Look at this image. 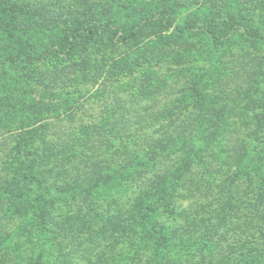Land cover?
Listing matches in <instances>:
<instances>
[{
	"label": "trees",
	"instance_id": "16d2710c",
	"mask_svg": "<svg viewBox=\"0 0 264 264\" xmlns=\"http://www.w3.org/2000/svg\"><path fill=\"white\" fill-rule=\"evenodd\" d=\"M193 2L159 0L156 24L160 30L185 33L191 29L193 23L188 20L175 24L171 12ZM0 4L2 11H8L0 18V31L9 32L8 37L33 28L26 24L27 16L32 17L31 24L38 19L45 26L58 25L55 15L45 11L28 14L11 0ZM226 16L221 21L211 18L202 28L217 42L231 34L237 19L242 20V15ZM104 26L112 36L119 33L117 40L122 43L141 31L140 25L111 29L105 22ZM63 30L64 39L47 45L43 56L72 55L80 40L104 31L90 25H64ZM166 42L175 41L166 38ZM238 63L206 83L217 88L232 81L231 104L212 96L199 111L156 114V137H147L140 152L130 149L121 160L113 158L115 143L122 141L118 130L110 136L91 128L84 136L72 135L68 143L48 141L39 126L34 132L45 146L40 159L21 155L35 135L33 130L17 139L15 162L0 175V207H5L0 216V264H8L10 246L18 264L29 263L30 250L17 241L20 236H33L34 229L77 246L79 257L68 261L74 264H264V70L259 65L251 71ZM239 101L241 109L234 112L232 105ZM96 136L108 142L107 153L87 142ZM113 179L116 185L131 186L134 197L105 199L103 214L85 211L100 183ZM34 191L50 203L49 209H30L34 200L29 196ZM79 195H83L78 201L83 206L76 210L70 200ZM61 199L69 207L65 211L55 204ZM13 215L22 227L4 231ZM74 219L75 227L70 221Z\"/></svg>",
	"mask_w": 264,
	"mask_h": 264
},
{
	"label": "rangeland",
	"instance_id": "374dc122",
	"mask_svg": "<svg viewBox=\"0 0 264 264\" xmlns=\"http://www.w3.org/2000/svg\"><path fill=\"white\" fill-rule=\"evenodd\" d=\"M195 1L171 12L175 24L186 20L193 23L187 32L179 33L173 28L160 30L156 24L159 0H11L28 14L38 10L55 15L58 25L45 26L38 19L31 24L32 17L26 15L30 19L24 18L25 22L32 29L18 32L16 37L0 31V175L15 162L17 139L31 130L35 134L39 126L43 127L48 141L68 143L72 135L84 136L91 128L110 136L115 130L121 131L122 141L115 143L117 151L113 156L117 161L130 149L140 152L147 137H156V114L199 111L212 96L219 103L231 104L230 99L235 95L232 81L217 88L206 83L233 62L240 61L251 71L259 69V65L264 70V0ZM0 12V18L8 13L1 9ZM233 13L237 14L236 18L242 15V20L237 19L231 34L221 41L210 38L202 29L207 27L209 19L221 21ZM105 22L111 29L140 25L141 31L136 38L122 43L117 40L119 33L112 36L104 28ZM64 25L97 26L104 31L80 40L79 49L72 55L43 56L47 45L64 39ZM254 33L257 36L253 37ZM166 38L175 42L168 43ZM216 107L220 108V104ZM232 107L238 112L241 102ZM88 140L107 153L104 147L108 142L103 137ZM43 147L36 134L32 135L21 155L40 159ZM100 184L102 187H97L95 196L89 197L92 203L85 211L103 214L105 199L116 197L126 201L135 195L131 186L116 185L115 179ZM82 196L71 198L70 207L78 210L80 204L83 206L82 202L78 203ZM29 198L34 200L30 209H49L50 203L37 191L30 193ZM63 200L55 201L61 211L69 208ZM3 208L0 207V216ZM70 221L75 227L77 219ZM16 226L22 227L13 215L3 230L10 231ZM38 233L34 229L33 236H20L17 241L30 250L28 264H74L68 261L79 257L77 246ZM14 255L10 246L8 264H18Z\"/></svg>",
	"mask_w": 264,
	"mask_h": 264
}]
</instances>
